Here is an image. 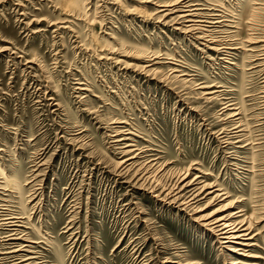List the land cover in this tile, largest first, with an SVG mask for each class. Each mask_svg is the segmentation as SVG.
I'll return each mask as SVG.
<instances>
[{
	"label": "rangeland",
	"instance_id": "1",
	"mask_svg": "<svg viewBox=\"0 0 264 264\" xmlns=\"http://www.w3.org/2000/svg\"><path fill=\"white\" fill-rule=\"evenodd\" d=\"M79 1L0 0V218H20L35 264H231L246 257L197 220L230 202L252 215L258 257L246 259L264 264V0L70 10ZM177 1L196 22L160 16ZM210 38L237 48L211 51ZM235 125L245 130L226 145ZM127 143L155 163L154 185L188 170L228 197L203 199L196 214L157 199L139 187V166L120 172Z\"/></svg>",
	"mask_w": 264,
	"mask_h": 264
},
{
	"label": "bare ground",
	"instance_id": "2",
	"mask_svg": "<svg viewBox=\"0 0 264 264\" xmlns=\"http://www.w3.org/2000/svg\"><path fill=\"white\" fill-rule=\"evenodd\" d=\"M177 3H180V2L179 1L173 2V3L171 2V4H167V5H165L166 4V2H165L164 5H161L160 7H162V9H160V12H161L160 16L162 18L164 17V19H165L166 17L168 18V16L175 14L173 17V20L178 25L181 22H184V21H182L183 19L187 20L189 22H196L197 18L193 19V17L195 16L194 12L196 10L194 7H192L193 4L187 3L186 5H184L186 8L181 9L180 5H177ZM80 4H83L81 0L79 2H76L75 5H70L69 7H72V9H70V10H73V8H75V7H77V9H78L79 8L78 5H80ZM257 9L260 10L262 8L257 6V7H254L252 10H257ZM213 23H220V21H216ZM185 27H187V26H185ZM196 27H200V26H196L195 23H191L188 26L189 29H184V31H192L193 29L196 30ZM201 29H202V27H201ZM194 32H196V31H194ZM199 32H201V31H199ZM203 32H205V31H203ZM196 37L202 39L203 36L202 37L196 36ZM206 40H209V39H206ZM256 42L260 43V45H258V46L261 48L263 47V49H264V39L258 40ZM256 42H252V43H256ZM207 43H209V44L206 45L203 43L204 47L211 50V51H215L217 53L221 50H224L226 52H230V50L233 51L237 48L233 45L226 46V47L219 46L220 45L219 42H217L215 40L214 41L212 40V41L207 42ZM243 44H245V43H243ZM258 46L257 47L256 46L255 47L254 46L249 47L247 50L256 51L257 48L259 49ZM147 62H150V61L145 60V64L143 66H140V68L144 69V68L148 67L149 65ZM150 69H152V68H150ZM147 71H149V70H147ZM206 86L201 87V88H207V89H205L204 93H201V95H203L204 97L206 96V98L210 99V98H212L214 91H211ZM235 114H233V116ZM241 124H242V122H241ZM236 125L232 129H230L231 131L224 130L221 132L222 142L225 143L226 145L237 143L239 141L237 139L242 136V134L240 132H243L242 130H245V127H243L244 129L241 128L242 130H239V127H238L239 125L238 126H236ZM117 133H118V131H117ZM239 133L241 134V136L239 135ZM119 134H122V133H119ZM128 134H130V133L128 132L127 135ZM245 137H246V135H245ZM233 139H236V140L234 141ZM120 140L132 142V139L130 136H129V138L125 137V136L121 137L120 139L115 140V142H118ZM240 143H241V140H240ZM114 144H113V146H115ZM140 150H141V148L139 150L137 148L134 149L132 143H127L124 145V147H120L119 153L122 154V156H120L122 159L119 162L117 161L118 167L121 168L120 172L124 169L130 170L131 168H134L136 165L139 166L142 169V171L144 170L143 171L144 174L146 173L148 175L144 178L143 182H145L146 180H147V182L145 184H139L140 185L139 187L143 188L144 190H147L149 192L156 193V194H154V196L157 199L164 201L167 204H176L178 209L180 208V210L191 211L192 213L196 214V212H199V210H200L199 209V203L203 199H206L209 201L219 200L221 202V201L226 200V197H228L227 194L224 192L225 188L221 189L220 187H215L217 184L215 185L212 183L203 182L200 178L201 175L200 176L195 175V176H192L190 178L188 170H186L183 173H181L180 175H178L175 178V180L172 182L170 181L167 184L163 183L161 186H159L161 183H157L156 185H154L153 182H157L159 178L157 179L156 175L154 176V174H152V172H153V170L156 171L157 168H154L155 163H154V165L152 164L153 160L152 161L149 160L147 162L144 161V163L138 162V160L140 159V154L142 155V153H143ZM149 169H152V171H149ZM157 172H159V170H157ZM5 183H6V181H5ZM5 185L9 186L8 183H6ZM233 205L234 204L230 203V202L221 204L216 209L205 214L204 217L200 216L199 219H197V220L200 221L202 227H204L205 229H207V231L213 233L217 238H219L221 240V241H219V243L225 244L224 247L227 248L228 250L239 254L243 258L244 257H246V258H248V257L257 258L258 256L253 255V254L248 252V251H250V250H248V248L257 246L256 243L253 242L254 238H255V236H254L255 234H251V230L253 229V221L251 220L252 215L246 216V214L243 213V210L239 209L240 207H238V206H236L234 209H229ZM0 225L4 226L3 227L4 228L3 229V235L0 236V264H35L34 260L37 259L34 257L35 251L34 252L32 251L33 248H31V250H29L28 248H30V246L28 244H24V242H23V241H25V243L26 242L34 243V241L27 238L28 234L26 235L25 233H23L24 230H21L20 226H23V223H22V221H20V218H17L15 216H13V214H10V213L4 214L3 217L0 218ZM239 251H241V252H239ZM246 258H245V260L244 259L243 260L234 259L233 262H231V264H256L254 262L255 259L249 260Z\"/></svg>",
	"mask_w": 264,
	"mask_h": 264
}]
</instances>
